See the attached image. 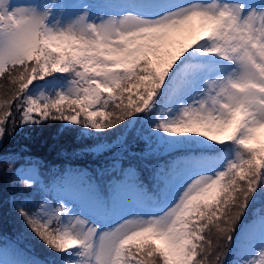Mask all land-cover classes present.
Listing matches in <instances>:
<instances>
[{"label":"snow or ice","instance_id":"snow-or-ice-1","mask_svg":"<svg viewBox=\"0 0 264 264\" xmlns=\"http://www.w3.org/2000/svg\"><path fill=\"white\" fill-rule=\"evenodd\" d=\"M5 76L0 147L49 120L143 134L50 183L14 171L52 255L0 264H264V0H0Z\"/></svg>","mask_w":264,"mask_h":264},{"label":"trees","instance_id":"trees-1","mask_svg":"<svg viewBox=\"0 0 264 264\" xmlns=\"http://www.w3.org/2000/svg\"><path fill=\"white\" fill-rule=\"evenodd\" d=\"M14 87L7 76L0 78V101L9 98ZM127 95L125 93V96ZM13 111L16 120L19 121V113H15L14 109ZM141 127L139 124L135 128H124L120 125L107 134L51 120L38 126L16 127L14 136L12 138L6 136L0 147V165L4 169L3 176L0 177V243L10 241L24 253L41 259H47L52 255L38 240L27 233L12 210V203L15 200L23 199L31 204L34 199L39 198L35 191L28 195L10 183L14 171L18 176L20 168L32 165L38 169L42 183H50L62 170L96 168L112 156L117 146H121V141L126 140L131 144L137 136L142 135ZM104 148L110 151L94 158V154ZM140 148H143V144L137 143V150ZM210 238L215 243V236L212 235ZM231 256L230 254L229 260ZM210 264H214V254L210 258Z\"/></svg>","mask_w":264,"mask_h":264},{"label":"rangeland","instance_id":"rangeland-1","mask_svg":"<svg viewBox=\"0 0 264 264\" xmlns=\"http://www.w3.org/2000/svg\"><path fill=\"white\" fill-rule=\"evenodd\" d=\"M13 2L18 3V4H24V3L30 2V0H13ZM180 2L187 3V2H189V0H180ZM120 148H121V146H117V149L114 151V153H119ZM34 173H37V169L33 166H27L21 170V175H24L26 177H31ZM39 179L41 181L40 176H39ZM145 210L155 212V211H159V208L152 207V208H146ZM0 248H3V249L8 251L9 258H12L11 253H12L13 249L20 250L16 246L9 244V243L0 244ZM5 259H8V257L6 256Z\"/></svg>","mask_w":264,"mask_h":264}]
</instances>
